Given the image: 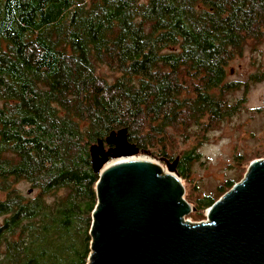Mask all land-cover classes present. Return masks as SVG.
<instances>
[{"label": "trees", "instance_id": "trees-1", "mask_svg": "<svg viewBox=\"0 0 264 264\" xmlns=\"http://www.w3.org/2000/svg\"><path fill=\"white\" fill-rule=\"evenodd\" d=\"M263 41L264 0H0V264H86L90 146L125 128L139 155L178 157L186 179L240 110L230 92L264 80ZM247 50L256 69L228 80Z\"/></svg>", "mask_w": 264, "mask_h": 264}, {"label": "water", "instance_id": "water-1", "mask_svg": "<svg viewBox=\"0 0 264 264\" xmlns=\"http://www.w3.org/2000/svg\"><path fill=\"white\" fill-rule=\"evenodd\" d=\"M89 152L99 177L86 264H264V159L208 208L206 221L192 223L185 219L192 208L176 172L178 157L161 159L167 173L147 159L108 165L139 152L125 128Z\"/></svg>", "mask_w": 264, "mask_h": 264}, {"label": "rangeland", "instance_id": "rangeland-1", "mask_svg": "<svg viewBox=\"0 0 264 264\" xmlns=\"http://www.w3.org/2000/svg\"><path fill=\"white\" fill-rule=\"evenodd\" d=\"M258 53L262 54L261 58L264 60V41L258 46ZM255 55L258 54H254V57ZM252 60V53L247 50L244 56L230 65L232 71L227 79L245 81L248 74L256 69L251 65ZM100 71L111 80L112 72L106 66H102ZM229 97L241 100L240 110L226 117L208 132L207 139L197 148L200 152L199 161L192 164L186 179H180L184 187L183 197L192 208L185 219L192 223L207 220L208 208H195L198 197L211 194L217 201L221 197L217 194L219 186H223L229 179L239 182L254 160L264 159V112L257 110L264 107V80L249 83L244 88L239 86L230 92ZM224 139L228 143L221 148L222 155L217 156L216 163L213 164L208 157L220 147V141ZM192 145L191 140L183 141L180 137L175 142L177 151L189 149ZM132 158L158 162L163 167V172L167 173L166 165L161 159L147 158L139 154Z\"/></svg>", "mask_w": 264, "mask_h": 264}, {"label": "clouds", "instance_id": "clouds-1", "mask_svg": "<svg viewBox=\"0 0 264 264\" xmlns=\"http://www.w3.org/2000/svg\"><path fill=\"white\" fill-rule=\"evenodd\" d=\"M227 143H228L227 139H224V140H221L220 141V147L216 148L215 151L213 152V154L208 157V159H209V161L211 163H213V164L216 163L217 156L222 155L221 148H223L224 146H226Z\"/></svg>", "mask_w": 264, "mask_h": 264}, {"label": "bare ground", "instance_id": "bare-ground-1", "mask_svg": "<svg viewBox=\"0 0 264 264\" xmlns=\"http://www.w3.org/2000/svg\"><path fill=\"white\" fill-rule=\"evenodd\" d=\"M124 159H126V160L129 159V160H130V159H133V158H132V157H128V158L125 157V158H119V159H116V160H111L110 162H108V165H109V164H112V163H114V162H116V161H122V160H124ZM112 161H114V162H112ZM163 171H164V170H163ZM179 179H180V178H179ZM180 181H181V180H180ZM181 182H182V181H181Z\"/></svg>", "mask_w": 264, "mask_h": 264}]
</instances>
